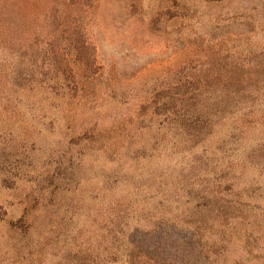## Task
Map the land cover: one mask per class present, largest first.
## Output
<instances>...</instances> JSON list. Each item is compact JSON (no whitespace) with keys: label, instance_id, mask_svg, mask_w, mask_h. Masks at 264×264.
Returning a JSON list of instances; mask_svg holds the SVG:
<instances>
[{"label":"rangeland","instance_id":"374dc122","mask_svg":"<svg viewBox=\"0 0 264 264\" xmlns=\"http://www.w3.org/2000/svg\"><path fill=\"white\" fill-rule=\"evenodd\" d=\"M74 10L0 0V264H113L128 245L264 264V0H91L97 70L74 67L76 86L61 74ZM185 64L246 76L191 136L153 113Z\"/></svg>","mask_w":264,"mask_h":264},{"label":"trees","instance_id":"16d2710c","mask_svg":"<svg viewBox=\"0 0 264 264\" xmlns=\"http://www.w3.org/2000/svg\"><path fill=\"white\" fill-rule=\"evenodd\" d=\"M71 4L76 15L68 25L65 39V54L71 61L62 65L61 74L76 86L74 67L80 66L92 74L96 72V47L89 39L87 26L80 20L84 15L87 16L86 9L91 5V0H71ZM53 52L54 59L50 53L43 55V68L51 72L59 66V50ZM174 78V84L155 94L153 113L162 116L167 125H172L186 136L199 133L206 126L212 127L214 121L221 117L224 108L228 109L235 102H240L246 94V90L240 88L246 79L241 73L227 71L199 78L191 75L189 66L185 64L175 72ZM3 167L0 162V170ZM4 216L5 213L0 209V222ZM113 264L165 263L156 262L142 247L128 245L113 249Z\"/></svg>","mask_w":264,"mask_h":264}]
</instances>
